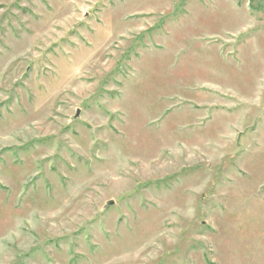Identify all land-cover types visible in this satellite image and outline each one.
Instances as JSON below:
<instances>
[{
  "label": "rangeland",
  "instance_id": "obj_1",
  "mask_svg": "<svg viewBox=\"0 0 264 264\" xmlns=\"http://www.w3.org/2000/svg\"><path fill=\"white\" fill-rule=\"evenodd\" d=\"M0 264H264V0H0Z\"/></svg>",
  "mask_w": 264,
  "mask_h": 264
},
{
  "label": "water",
  "instance_id": "obj_2",
  "mask_svg": "<svg viewBox=\"0 0 264 264\" xmlns=\"http://www.w3.org/2000/svg\"><path fill=\"white\" fill-rule=\"evenodd\" d=\"M112 204V202H109L108 204H107V206H109V205H111Z\"/></svg>",
  "mask_w": 264,
  "mask_h": 264
}]
</instances>
